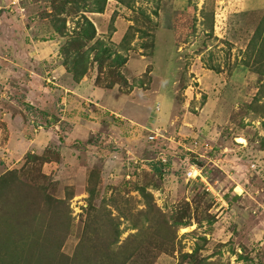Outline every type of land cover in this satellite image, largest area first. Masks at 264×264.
<instances>
[{"label":"rangeland","instance_id":"1","mask_svg":"<svg viewBox=\"0 0 264 264\" xmlns=\"http://www.w3.org/2000/svg\"><path fill=\"white\" fill-rule=\"evenodd\" d=\"M243 2L0 0V249L16 264H264V9ZM83 13L85 48L127 62L89 48L77 87L49 68L68 71ZM39 128L53 140L35 147ZM17 221L61 237L39 245Z\"/></svg>","mask_w":264,"mask_h":264},{"label":"trees","instance_id":"2","mask_svg":"<svg viewBox=\"0 0 264 264\" xmlns=\"http://www.w3.org/2000/svg\"><path fill=\"white\" fill-rule=\"evenodd\" d=\"M74 1V5L76 8V12H101L102 10H104L105 8V3L106 0H97L98 4L95 5L94 7H85L87 6L86 4H80L79 0H73ZM84 7V8H82ZM83 23L82 25L79 27V29L77 30V33L75 34V36L73 35L72 37H69L68 41L72 44H76V48L74 50H72V52H68L71 58L72 63L67 65V63H65L67 65V70L69 72H74L75 75V79L79 80L82 79V77L86 74L88 67L87 64L85 62V60L87 59L86 56H88V49L90 48V51H95V55H94V61L93 62H105L107 59H111V61L108 64H117L119 66L126 64L127 62V58L120 54V53H115V55L112 57V51L110 49V47L104 42L102 41V39L100 38H96L95 41L93 42V45H90L88 47V49L85 48L87 41H91L94 39V37H96V29L94 26L93 21L85 14L83 13ZM263 46H264V38L262 40ZM100 45V46H97ZM99 47V48H97ZM85 48V49H84ZM84 49V50H83ZM263 49V47H262ZM67 60V59H66ZM85 62V63H84ZM72 65V66H70ZM30 157H34L37 159H42L40 157V155L38 154H34V153H30L29 154ZM15 172V170H11L9 173ZM8 180V176L6 175V173L0 175V181L2 183L0 184H4L5 182H7ZM2 207L5 206L3 205V200L1 202ZM6 213H9L8 211H6ZM11 217H16L19 219L18 215H16L15 213H11V215H9ZM12 219H9L7 222H10ZM35 221L38 220V218L33 219ZM33 222L32 220H27L26 223H31ZM176 223L180 222V224H184L187 225V219L184 220V218H180L179 220L175 221ZM21 222H16L14 224L15 227H13L11 230L15 231L16 229L20 231H25V229L27 230V239L30 241L32 240L35 243L40 244H46V242L48 241V238L46 237H56L59 238L61 237L60 234H53L52 230L50 227L47 228H40V226H19ZM39 223V222H36ZM13 224V223H10ZM42 226V223H40ZM24 227V228H22ZM45 233V234H44ZM13 235H15V233L12 232ZM44 234V235H43ZM118 235V232L116 233V236ZM43 236V237H42ZM10 242H15L17 244V241H13L11 239ZM25 242V240L23 239V243ZM39 245L35 247V255H38V249H39ZM47 245V244H46ZM1 250H5L3 253V258H6V260H1L0 264H16L18 262V251L20 250V248H18V246L15 247H11L8 244L1 245ZM9 248H12L9 249ZM199 247H196L195 250L197 251ZM9 249V250H6ZM11 250V251H10ZM195 252L193 251L192 253H188L189 255L194 254ZM30 262V261H29ZM29 262L24 261V264H29ZM101 264H104V261H101ZM104 262V263H103ZM32 264V263H31ZM39 264V263H38Z\"/></svg>","mask_w":264,"mask_h":264},{"label":"crops","instance_id":"3","mask_svg":"<svg viewBox=\"0 0 264 264\" xmlns=\"http://www.w3.org/2000/svg\"><path fill=\"white\" fill-rule=\"evenodd\" d=\"M243 4H244V7H245V9H241L240 11H238V12H241V11H247V10H251V9H255V10H258V9H264V0H254V1H252V0H244V2H243ZM0 46L1 47H5V45L0 41ZM53 46H55V45H53ZM50 48V47H49ZM51 50H56L55 49V47L54 48H52ZM7 51V49L5 50V52ZM11 54H16V56H17V59H18V61L20 62V63H22V59H21V56L24 58L25 56H27L23 51H20L17 47L15 48H12L10 51H9ZM54 52V51H53ZM20 53V54H19ZM25 54V55H24ZM54 54V53H53ZM41 55H44V53H42ZM41 55H39V57L41 56ZM39 57H37L38 58V60H41ZM51 66L52 67H50L49 69H50V73L51 72H58V73H60L59 71H61L62 73H60L61 74V76L64 78L65 76L67 77L68 75H72V73L71 72H69V71H66L65 69V71L63 72L62 71V68H60V67H63L64 68V66L61 64L60 66H57V65H54V62L51 64ZM65 77V79L68 81V78H66ZM40 80H42V79H40ZM47 80L48 81H44L46 84L48 83V84H50V85H54V86H56V87H59V82H57V81H50V79H48L47 78ZM41 82H43V80L41 81ZM38 83H40V82H38ZM65 83V82H64ZM63 83V84H64ZM63 84H61V86H63ZM80 85H78L77 87H80V86H82V85H85V82H84V80H80V83H79ZM30 86V85H29ZM75 86L76 85H73V84H70V89H74L75 88ZM86 86V85H85ZM67 90H69V89H67ZM65 91V93H67V92H72L73 90H69V91ZM43 91V90H42ZM58 91L60 92L61 90H59L58 89ZM46 94V97L48 96V93H45ZM52 93H50V95H51ZM53 95V94H52ZM46 97H45V99H46ZM49 97V96H48ZM63 98H64V96H62L61 98L60 97H58V99L55 97V103H53L54 104V106H56L55 107V109H57V107H59V111H62L63 110V105H62V102H63ZM85 106H86V104H85ZM40 108L42 109V104H40ZM74 113V112H73ZM73 113H71V114H73ZM11 124V123H10ZM20 124H21V122H20ZM19 124V125H20ZM106 124L107 123H103V125L102 124H100V125H102V129H104V127H107L106 126ZM12 126H14V124H11ZM15 127V126H14ZM47 129V128H46ZM45 128L44 129H41V128H39V129H35V131L36 132H33L34 133V137L36 136V138H34L33 137V139H31L32 141V143H30V144H34L35 145V147H41V145H37L38 144V140L40 141L41 139H40V137H42V136H45V140L44 141H48V143H51L52 142V140H53V138H52V135L46 130ZM10 139H11V137H10ZM15 139V141L16 142H18V140L16 139V138H14ZM24 139H25V136H24ZM57 139L60 141V143H59V141H58V143H59V145H61V143H62V145L63 146H60V147H70V146H68L69 145V143L68 142H64V141H62L61 142V140H60V138H58L57 137ZM65 139H66V137H65ZM67 140V139H66ZM20 141V140H19ZM54 146H55V144H54ZM72 147H74V146H71V150H73V148ZM4 148V147H3ZM2 147H0V151H2V150H4ZM6 149V151L8 152V148H5ZM62 150H63V148H62ZM4 152V151H3ZM62 154H63V152H61ZM8 154V153H7ZM7 154L6 155H4V156H7ZM4 158V159H3ZM8 158V157H7ZM6 158V159H7ZM0 160H2V161H4L5 160V157H2L1 156V154H0ZM12 161H13V159H11ZM7 162V161H6Z\"/></svg>","mask_w":264,"mask_h":264},{"label":"bare ground","instance_id":"4","mask_svg":"<svg viewBox=\"0 0 264 264\" xmlns=\"http://www.w3.org/2000/svg\"><path fill=\"white\" fill-rule=\"evenodd\" d=\"M241 141H243L244 139L242 137L239 138Z\"/></svg>","mask_w":264,"mask_h":264}]
</instances>
